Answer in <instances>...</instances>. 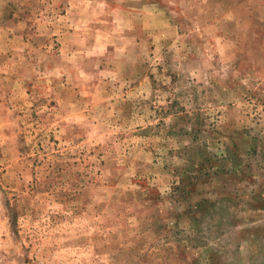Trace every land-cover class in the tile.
I'll use <instances>...</instances> for the list:
<instances>
[{
  "label": "rangeland",
  "instance_id": "1",
  "mask_svg": "<svg viewBox=\"0 0 264 264\" xmlns=\"http://www.w3.org/2000/svg\"><path fill=\"white\" fill-rule=\"evenodd\" d=\"M0 264H264V0H0Z\"/></svg>",
  "mask_w": 264,
  "mask_h": 264
}]
</instances>
